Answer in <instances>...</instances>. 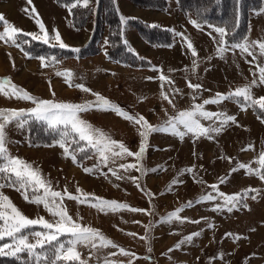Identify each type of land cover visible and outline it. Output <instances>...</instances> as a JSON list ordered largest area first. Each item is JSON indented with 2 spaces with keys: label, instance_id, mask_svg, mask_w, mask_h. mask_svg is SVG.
Masks as SVG:
<instances>
[{
  "label": "rangeland",
  "instance_id": "1",
  "mask_svg": "<svg viewBox=\"0 0 264 264\" xmlns=\"http://www.w3.org/2000/svg\"><path fill=\"white\" fill-rule=\"evenodd\" d=\"M9 1L6 0V4ZM24 1L29 10L19 8V15L12 18L8 12L1 14L8 25L41 38L32 39L31 35L20 34L15 43L7 37L0 40V78H10L12 84L33 97L85 104L96 100L92 93H99L127 114L137 118L143 116L149 124L162 128L167 127L166 121L198 104L203 105L205 111L236 118L235 123L229 121L225 124L219 134L210 133L211 139L192 133L181 139L170 129L148 132L144 138L142 159L126 154L119 157L108 154L110 158L105 163L97 150L86 141L79 140L75 133L63 138L62 125L50 128L45 121L30 117L28 110L35 107L31 101L0 94V109L25 110L24 116L6 123L7 154L39 169L52 191L64 195L66 189L67 193L81 200L87 196L97 203L94 198L99 197L146 210L101 211L64 195L62 207L73 221L99 230L117 246H100L99 239L96 240V248L77 244L75 250L79 252L80 259L86 264H264V180L256 173H249L247 168L239 167L244 164L262 173L263 168L258 161L264 153V110L246 105L242 98L235 97L204 104L205 100L215 99L217 93L227 96L245 86L250 87L254 99L264 97V83L259 81V67H264V55L260 54L257 46L249 49L255 59L232 47L245 41L264 42V0L259 9L249 12L247 30L239 42L229 43L224 37L228 50L222 57L217 49L225 45H221L220 35L213 30L216 26L183 14L177 0H166L165 7L157 9L137 7L132 2L119 0L118 5L124 14L157 25L169 34L166 43L149 41L127 20L122 23L121 18L125 17L119 13L121 30L131 44L129 53L134 56V63L143 60L149 63L143 67L118 63L109 57L107 26L103 17L99 19V31L95 36L93 29L98 19L93 14L78 34L67 9L56 5L54 0H41L40 5L34 0ZM94 2L89 0L88 4L94 6ZM230 7L231 0H225L224 16L230 14ZM37 20L44 25V31H41ZM191 20H196L201 27H195ZM45 31L50 38L58 31L63 43L69 47H59V42L54 39L44 43ZM3 32L4 25L0 24V33ZM92 36L93 44L86 47V54H81V48L78 53L72 51L73 48L84 47ZM189 41L197 52L195 57L187 46ZM95 48L100 51L92 53ZM40 57L45 60L42 62ZM42 63L48 66L42 67ZM68 71L72 74L71 86L66 83L64 75H57ZM162 74L171 82L162 81ZM253 80L257 82L252 84ZM189 82L202 87L190 88ZM77 84H83L92 92L77 88ZM5 90L9 91L8 88ZM162 92L167 94L171 104L163 98ZM79 116L112 139L123 142L131 152L139 151L140 131H143L140 124L113 111L95 108L81 112ZM200 122L204 127L221 126L216 118H200ZM39 127H43L45 133L42 132V139H39ZM177 128L185 131L182 125H177ZM61 139L68 148L67 155L59 145ZM249 145H252L251 149L243 150ZM114 151H119L118 146ZM122 164H134L136 167L124 169L120 167ZM85 168L91 172L86 173ZM233 168L237 171L233 172ZM117 176L123 178L117 179ZM221 178H224L223 183ZM0 185H3L0 194L7 196L24 216L30 219L43 217L48 222L58 219L43 204L26 201L25 190H17L19 185H13L4 174H0ZM212 185H217L218 190H214ZM246 189L255 191L245 193ZM43 191L41 188L33 192L29 188V200L42 196ZM237 193L241 194V199L235 207L225 202L227 196ZM207 195L213 199H201ZM52 199L48 197L50 203ZM55 199L57 204L61 203L60 198ZM181 208L183 210L177 213L181 219H169L170 213ZM5 211L10 212V209ZM38 231L46 230L41 225H34L22 230V234L27 236L29 243L35 244L38 238L32 233ZM196 233L199 235H194ZM188 236L192 239L186 240ZM72 239L70 234L61 235L52 245L46 244L34 252L41 255V264H48L43 256L54 259L58 244L63 243L67 248ZM178 243L180 246L177 248ZM6 244L9 247L4 251L10 252L14 250L16 241L5 236L0 239V247ZM24 253L27 256L23 262L16 259L11 264H37L35 255ZM56 264H79V261L58 260Z\"/></svg>",
  "mask_w": 264,
  "mask_h": 264
},
{
  "label": "snow or ice",
  "instance_id": "2",
  "mask_svg": "<svg viewBox=\"0 0 264 264\" xmlns=\"http://www.w3.org/2000/svg\"><path fill=\"white\" fill-rule=\"evenodd\" d=\"M81 3L83 4V6L87 7L89 0H74V2L71 4V7L74 8ZM121 21L122 23L126 22L123 17L121 18ZM190 23H192L197 28L201 27V25L198 24L196 20H191ZM0 24L4 25V32L0 33V40L5 39V37H7L9 40L15 43V40L18 38L20 34L31 35L32 39L41 38L38 37L36 34L23 33L22 30L17 29L14 26L8 25L2 14H0ZM37 24L39 25L41 31H44V25L42 24V22L37 20ZM213 30L220 35L221 45H225L217 49L218 54H220L222 57V54L228 50L226 46V42L224 41V37L226 35V29L224 27H214ZM42 39L43 42L46 44L50 42V39H54L55 41L59 42L58 45L59 47L61 48L69 47L68 45L63 43L58 31H56L55 36L51 38L48 37V34L45 31L44 37ZM187 46L189 49L192 50V55L194 57L197 56V52L190 41L188 42ZM253 46H257L260 50V54L264 55V42L261 41H255L251 43L245 41L243 43H237L232 45L233 48L240 49L242 52L253 56V59H255L256 58L255 55L251 51H249V49L252 48ZM72 51L79 52V49L73 48ZM39 59L42 62L45 60L44 57H40ZM249 62L251 63V61ZM46 66L48 65L42 63V67H46ZM196 66H197L196 61L194 60L193 61L194 69ZM257 67H259V65H257ZM259 72H260L259 81L260 83H264V67H259ZM57 75H64L66 77V83L70 84L71 76H72L70 71L66 73H57ZM160 79L162 81L171 82L168 80V77L164 76L163 74L160 76ZM256 82H257L256 80H253L252 84H255ZM75 86L85 92H89V93L92 92L91 89L85 87L83 84H77ZM188 86L193 89H200L202 87L200 84H191V82H189ZM6 88H8L9 91H6L5 90ZM0 94L10 97H15L17 99L31 101L35 105V107L28 110V115H30V117L39 121H45L50 128H56L62 125L63 138H67L70 136L71 133H75L76 136L79 138V140L86 141L89 145L95 148L99 153V155L101 156L102 162L105 163L110 158L108 154H110L111 157H119L126 154L128 156H134L138 160L142 159L145 152L144 138H146L148 132L170 129L174 135L179 136L181 139H183L184 135H186L187 133H192L197 137L205 136L211 139L212 137L210 136V133L219 134L221 131H223V126L227 124L229 121L233 123L236 122V118L234 116H229L224 113L208 112L204 110L203 105L198 104L195 105L192 110L181 111L178 114V116L173 117L169 121H166V125H167L166 128H162L149 124L143 116H139L137 118L127 114L119 106L112 104L109 100L101 96L99 93H92L96 97V100L94 102L92 101L86 102L85 104H74L70 102L42 100L33 97L26 90L18 88L16 85L12 84L11 79L8 77L0 78ZM53 95H55L54 92ZM161 95L165 100L169 102V104L172 103V101L169 99L167 94L162 92ZM232 97L238 99L242 98L246 105L250 104L251 106H258L261 110H264V97L254 99L251 94V89L248 86L237 88L234 92L229 93L227 96H225L222 93H217L215 99L205 100L204 104L219 103L224 99H229ZM93 108H95L98 111H113L122 118L133 121L136 124H140L143 128V131H140L142 140L139 151L135 153L131 152L123 144V142H119L112 139L111 137L107 136L101 129L94 128L89 122L80 118L79 113L92 110ZM24 115H25V110L0 109V120L3 121L0 122V174H4L5 176H7L8 179L11 180L13 185H19V188L17 190L20 189L25 190L23 195L26 201L36 204H43V207L54 218L58 217V219H55L54 222H48L43 217H40L38 219H30L24 216L15 207V205L11 203L10 199L7 196H3L2 194H0V221L3 222V224L0 225V239H3L5 236H8L12 238L14 241H16V246L14 250H11L10 252L4 251V249L8 248L9 245L6 244L0 247V255L15 256L17 253L26 251L30 255H35L37 264H41L42 257L40 254L35 253L34 250L37 248L43 249L46 244L52 245L54 241L58 240L59 236L64 234H70L71 237L73 238L69 242L70 246L66 248L63 243H59L54 250V259L49 260L47 256H43V259L45 261H48V264H56V261L58 260H64L69 262L79 261V264H86L85 261H82L80 259L79 252L75 250L76 245L77 244H83L84 246L91 245L92 248H96L97 239H99L100 241V246L111 245L112 247H117L111 240L105 238L100 233L99 230L91 228L89 226H83L73 221L72 217L68 215L67 210L62 207L64 195H66L69 199L77 200L80 203H87L90 206L98 207L99 210L101 211H108V210L117 211L120 209H129L130 211L133 212H143L146 210L130 208V206L127 204H121L118 203L117 201H108L99 197L94 198L97 203H93L91 200L87 198V196H85V198L81 200L79 197L73 196L71 193H67L66 189L64 195H62L60 192L52 191L50 183L47 182L41 176L39 169H34L32 165L27 163L26 161H23L18 157H11L7 154V150L5 148L6 123L11 122L13 119H18ZM200 118L206 120H211L213 118L219 119L221 126L204 127L200 122ZM262 122H264V120H262ZM177 125H182L185 131L184 132L179 131ZM59 145L61 148L64 149V152L67 155L68 148L65 147V143L63 142V140L59 142ZM117 146L119 148V151H114V148ZM251 148L252 145H249L248 148L243 150L247 151ZM81 151H83V149H81ZM72 159L75 160V156H73ZM229 160L231 162V158H229ZM258 163L260 164L261 168H264V153H261ZM120 167L124 169H128V168H135L136 165L122 164L120 165ZM239 167L247 168L249 173H256L257 175L260 176L262 180H264V173H261L259 169H252L244 164L239 165ZM84 171L86 173H89L91 172V169L85 168ZM188 171H191V169H188ZM232 171L233 172L237 171V169L233 168ZM113 174L115 175V173ZM13 176L15 177L14 180H12ZM122 178L123 177L117 176V179H122ZM132 179L133 181L136 180L135 177H133ZM223 182H224V178H221V183ZM0 187H3V185H0ZM211 187L214 190H218L217 185H212ZM29 188H31L33 192H37L39 191V189L42 188L44 190L43 195L36 196L34 199L29 200V196L27 195V190ZM78 191L80 190L78 189ZM248 191H255V190L246 189L245 193ZM220 195L224 196L223 193H220ZM49 196L53 198L51 203L48 200ZM55 198H60L61 203L57 204ZM201 199L211 200L213 199V197L211 195H207L201 197ZM240 199H241V194L237 193V194H233L232 196H227L225 198V202L235 207L240 202ZM253 199H255V197H253ZM190 204L191 202H189V206ZM5 209H10V212H6ZM182 210L183 209L181 208L170 213L169 219L173 217L176 219H181V217H179L177 213ZM193 222L198 223V221H193ZM34 225H41L46 231L33 232L32 235H34L38 239L35 244H32L28 242L27 236L22 234V230L28 229L29 227ZM130 235H135V234H130ZM194 235H199V233H196ZM141 239H146V237H141ZM185 239L191 240L192 236H188ZM179 246L180 244L178 243L176 247L178 248ZM120 251L125 255L128 254L124 252L123 249H120Z\"/></svg>",
  "mask_w": 264,
  "mask_h": 264
},
{
  "label": "trees",
  "instance_id": "3",
  "mask_svg": "<svg viewBox=\"0 0 264 264\" xmlns=\"http://www.w3.org/2000/svg\"><path fill=\"white\" fill-rule=\"evenodd\" d=\"M135 5L144 8H157L165 5L164 0H129ZM180 12L185 15H192L198 21L213 25L216 27H224L226 29V40L229 43L239 42L246 33L247 22L249 12L257 10L261 7V0H231L230 14H225V0H177ZM59 6H65L69 10L70 18L73 26L77 29L84 28L85 24L90 19L91 14L97 17V26L93 29V35L95 36L99 31V19H104L107 26V45L108 55L110 58L120 62H127L133 66H146L145 60L143 62L136 61L134 63V56L129 53V45L125 39V34L121 30V22L119 18V12L116 8L115 0H95L94 6L88 4L87 7L83 4H79L76 7H71L74 0H55ZM127 22L132 24L142 37L147 38L149 41H159L166 43L169 39L167 30L149 26L137 19L127 18ZM81 48V54H86L84 51L86 47L93 44V38ZM156 36V37H155ZM92 43V44H91ZM96 48L93 49V53H96ZM107 55V56H108ZM38 129V128H37ZM39 130V129H38ZM39 139L42 136L39 135ZM264 173V168L262 169ZM26 253L20 252V254L13 255H0V264H11L18 259L23 262Z\"/></svg>",
  "mask_w": 264,
  "mask_h": 264
},
{
  "label": "crops",
  "instance_id": "4",
  "mask_svg": "<svg viewBox=\"0 0 264 264\" xmlns=\"http://www.w3.org/2000/svg\"><path fill=\"white\" fill-rule=\"evenodd\" d=\"M35 1V4L38 2L39 4L38 5H40L41 4V0H34ZM126 1H128V2H131V1H129V0H126ZM165 1V5H166V0H164ZM10 2V3H9ZM8 2V4H6V0H0V14L1 13H6V12H8V14L10 15V17L12 18V16H18L19 15V11L18 10H20L19 8H22V9H28V7L25 5V1L24 0H10ZM261 2H262V0H261ZM3 4H6V5H3ZM115 4H116V8H117V10H118V12L120 13H122V15L125 17V20L127 19V18H133V19H137V20H139V21H141V22H143V23H145V24H147V25H151V26H154V27H158V28H161V27H159V26H157V25H153V24H149L148 22H145V21H143V20H141V19H139V18H136V17H130V16H127L126 14H124L122 11H121V9H120V5H118L119 4V0H115ZM165 5L162 7V8H164L165 7ZM135 6H137V5H135ZM137 7H139V6H137ZM153 9H157V8H153ZM29 10V9H28ZM14 11L16 12V13H14ZM29 26H31V23L29 22ZM32 28H34L35 29V25L32 23ZM75 28V27H74ZM75 29H77V28H75ZM163 29V28H162ZM166 30V29H165ZM76 31H78V34H81L80 33V31L81 30H79V29H77ZM75 31V32H76ZM78 37L80 38V35H78ZM78 38V39H79ZM54 43H56V42H54Z\"/></svg>",
  "mask_w": 264,
  "mask_h": 264
}]
</instances>
